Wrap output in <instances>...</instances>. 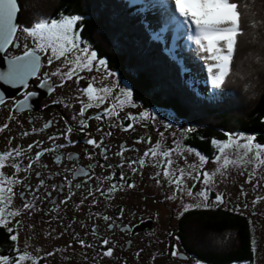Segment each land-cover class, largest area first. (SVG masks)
<instances>
[{
	"label": "flooded vegetation",
	"instance_id": "obj_1",
	"mask_svg": "<svg viewBox=\"0 0 264 264\" xmlns=\"http://www.w3.org/2000/svg\"><path fill=\"white\" fill-rule=\"evenodd\" d=\"M6 55L14 58L20 54L13 55L7 51ZM97 58L106 61V69L80 71L78 75L84 79L77 82V77L74 76L71 80L65 79L63 86H60L61 77L51 75L54 71L49 65H45L41 57V69L28 87L14 99L0 105V127L8 124V128L0 133V147L5 146L0 152L15 148L25 150L20 156H13V160L21 165L20 172H15L10 167L2 170L8 176L22 181L13 185L15 196L9 209H6L19 210L21 213L15 218L8 217L9 227L19 233L18 240L12 241L13 247L16 255L26 250L32 257H44L38 259L37 264H140L137 253L141 252L142 238L155 233L157 220L154 218L157 212L142 206L141 199L142 189L152 185L150 172L138 163L133 165L137 169L135 172L128 166L132 160L143 158L142 146L151 134L143 132L144 124L137 121L134 112L139 111L141 105L132 98L133 103L119 107H110L107 102L85 101V93L81 90L94 82L92 75L101 77L109 71L116 74L110 70L107 59L98 56ZM117 76L121 83L124 82ZM96 81L99 82L97 79ZM44 82L53 90L41 87ZM70 83L75 84L73 88L69 87ZM29 93L37 95L34 98L28 97ZM26 97L29 100L28 105L17 109V105ZM81 101L94 105L85 111L83 117L79 115ZM113 106L118 115L105 114V109H112ZM97 115H100L101 119H95ZM81 119H85L88 125L83 130L79 124ZM48 122H51V125L45 128ZM129 125L132 127L129 128ZM68 126L72 127V132L66 139L64 133ZM24 132L29 135L24 136ZM109 132L111 135H108ZM52 136L58 139L50 140L49 137ZM92 138L98 143L103 140L100 148L87 143V140ZM68 140L74 143L69 144ZM29 144L34 147L31 151H26ZM50 148L55 150L45 152L40 160L33 164L31 170H23L35 159L36 153ZM102 149L107 150V159ZM121 151L124 155H117ZM121 161L122 168L118 166ZM79 170L87 171L91 179ZM121 172L124 175L123 180L120 179ZM106 177L110 179H105ZM41 180L44 181L42 186ZM76 184H81L82 187L77 188ZM112 184H117L119 190L109 192ZM128 184H134L135 187L129 188ZM97 188L101 191H96ZM89 191L93 194L89 195ZM69 197L71 198L68 199ZM65 200L67 203H62ZM25 202L32 203L34 207L31 210L24 209ZM166 207L169 238L179 245L175 224L185 212L178 214L172 207ZM237 214L249 220L247 215ZM104 216L111 217V220L105 221ZM109 224L113 227L109 228ZM41 236L46 238L43 244L29 239L36 237L39 241ZM21 238L24 244H20ZM81 239L85 241L83 247L79 244ZM104 239L110 242L107 246L102 244ZM174 242L168 249L170 255ZM108 247L114 248V254L112 257H103L101 253ZM47 253L55 254L47 256ZM176 257L181 259V264H190L191 259L196 261L185 251H181ZM25 262L32 264L30 259Z\"/></svg>",
	"mask_w": 264,
	"mask_h": 264
},
{
	"label": "trees",
	"instance_id": "obj_2",
	"mask_svg": "<svg viewBox=\"0 0 264 264\" xmlns=\"http://www.w3.org/2000/svg\"><path fill=\"white\" fill-rule=\"evenodd\" d=\"M243 2L248 4L245 34L238 37L232 74L214 94L204 97L185 78L176 50L164 36H154L142 5L130 6L129 0H18L24 28L61 14L80 16L82 39L131 87L132 99L186 123L184 145L209 160L215 156L213 141L227 140L226 134L254 135L264 144V24L250 26L253 20L264 21V0ZM175 228L181 251L201 264L254 263L252 226L240 214L190 210ZM0 255H16L4 227Z\"/></svg>",
	"mask_w": 264,
	"mask_h": 264
},
{
	"label": "snow or ice",
	"instance_id": "obj_3",
	"mask_svg": "<svg viewBox=\"0 0 264 264\" xmlns=\"http://www.w3.org/2000/svg\"><path fill=\"white\" fill-rule=\"evenodd\" d=\"M135 2V0H134ZM160 8L164 9L173 21H178V26L186 25L190 30L189 39L198 46L196 49L198 52H206L209 55L204 57V59L214 61L213 64H210L207 67V71L210 75V82L214 88H220L225 80L232 74L233 71V59L237 51L238 37H241L245 34L244 23V11L248 8V4L244 3L243 0H162L158 5ZM18 13V3L17 0H0V42L2 45L7 46L13 42V38L16 35L19 26L14 23ZM178 14V16L176 15ZM182 18V19H180ZM81 17L78 15L66 16L61 14L57 19H40L37 20L33 26L25 27L20 31L26 33L28 36L38 41V46L42 50H47L51 48L52 57L54 59H60L64 57L65 66L71 65L68 67L66 72H61L59 69L53 72L51 75L61 77V85L63 86V81L65 79L71 80L74 76L77 77V82L84 79V77L79 76L80 71H92L94 62L100 67L106 69V61L103 59H98L95 51H89L87 47H80V36L79 30L77 29V24L81 21ZM261 24H264V21L253 20L250 23L252 28H258ZM71 55V58L69 56ZM25 56L28 57L27 63L23 66V70L15 74V80L24 84L26 78L31 75H35V68L38 65L39 58L34 55L33 52H26ZM23 59V57L18 58ZM49 64L53 63V59H49ZM98 70V69H97ZM108 75H112L110 72ZM93 80L95 78H92ZM44 88H49V91L53 89L49 87L47 82H44L40 85ZM86 93L90 100L98 101L99 103L105 102L104 94L109 92V89L102 87L97 89L94 87L93 83H89L88 87L81 90ZM125 97L129 103H131V91H125ZM36 93H29L28 97H35ZM26 97L17 105V109L28 105L29 100ZM0 103H3L0 100ZM82 107L80 109L79 115L84 116L85 111L88 108L93 107L92 103H84L81 101ZM121 104L124 101L120 102ZM105 114L112 115L115 113V106L112 109H105ZM76 117H73L75 119ZM135 119V117H131ZM143 118H149V113H144ZM95 119H101L100 115H97ZM67 123V122H66ZM81 130L87 128V121L81 119L79 121ZM51 125V122L45 124V128H48ZM129 128L132 125L128 126ZM170 127V125H169ZM8 128V124H4L0 127V133ZM128 129H125L127 131ZM33 131H36L33 129ZM72 132V127L68 126L66 133H64L65 138L67 139L68 134ZM24 136L29 135L28 132L23 133ZM108 135H111L109 132ZM163 136V133H160ZM228 136L227 141H213V144L217 146L218 155L215 157L216 163L219 165L213 172L203 171L202 166L206 164L207 158L200 153H195L194 150H189L194 152L195 155L199 157V164L197 165H188V168L191 171L186 172L184 168L179 167L178 164L172 159L173 153L176 152L175 148H166L160 142H157L153 147L149 148L148 151L144 152V157H149L156 159V166L163 169V177L167 178L169 183L175 185L176 192H184L186 190L188 196L195 195L196 197H202L203 201L201 204L196 205H187V208L190 207H210L209 204L205 203L208 200V187L214 182V177L219 173L220 175L224 174V171L229 167H234L238 165H251L252 170L248 174L249 183L256 178L257 170L264 168V144L257 142L254 135H244V134H226ZM50 140H56L58 137L52 136L49 137ZM243 141V142H241ZM149 143L151 140L149 138ZM11 143V141H9ZM39 143V142H37ZM68 143H74L71 140H68ZM87 143L94 146L95 148H100L103 140L99 143L94 139H88ZM34 145L29 144L26 151H31ZM57 147H64V145H57ZM55 149H44L36 153L35 159L31 160L24 167V171H29L33 168V164L40 160V157L44 155L45 152L54 151ZM127 149H125L126 151ZM21 148L10 149L4 152H0V227H4L8 233H10V239L12 241H17L19 233L15 232L13 227H9L10 220L8 217H17L21 213L19 210L16 211H6L9 209L10 205L13 202V197L15 192L13 190V185L22 183L21 180L8 176L2 170L5 167H10L15 170V172L21 171V165L16 163L13 160V156H20L22 154ZM106 149H102V152L105 153ZM117 155L123 156L124 152H118ZM238 155L239 159H232L231 156ZM162 157L163 159H158ZM71 158V154H69ZM185 161L187 157H184ZM139 164L141 167L145 166V159L141 158L139 160H132L128 166L132 168V171H137L133 165ZM119 167H123V161H121ZM111 167V165H109ZM83 172V175L91 179L87 171L79 170ZM195 172V175L192 173ZM113 175H115L113 173ZM157 176H160L161 173L157 172ZM187 177H191L194 181L202 183L205 188L204 190L193 193L191 188H189L185 181ZM105 179H110L106 177ZM120 179H124L123 172H121ZM159 183V181H157ZM87 183V181H85ZM259 183V181L257 182ZM41 186L44 184V181H40ZM129 188L135 187L134 184H128ZM75 187H82L81 184H76ZM122 187V186H120ZM195 187V184L192 185ZM119 190L117 184H112L108 189L109 192H114ZM96 191H101L99 188ZM93 193L89 191V195ZM103 195L104 193L101 192ZM69 197L68 199H70ZM171 198V197H170ZM264 199V198H258ZM62 203H67V200L62 201ZM83 203V201H81ZM95 203V201H93ZM224 203V197L220 194L216 196V200L213 202L214 205L219 206ZM253 203H256L254 201ZM34 207L32 203L25 202L23 204L24 209L31 210ZM105 221L111 220V217L104 216ZM19 224V221H17ZM113 225L109 224V228H112ZM15 234H12L14 233ZM95 233V228H93ZM108 239H104L102 244L107 246L109 244ZM79 244L83 247L85 246L84 240H79ZM71 247V245H69ZM87 247H93L92 245H87ZM55 253H47V256H52ZM114 254V248L108 247L105 251L101 253L103 257H112ZM173 256L177 255L176 251L172 252ZM139 256V253H137ZM44 257H32L30 253L26 250L18 255V257H9L5 255H0V264H23L25 260H32V264H37L38 259H43Z\"/></svg>",
	"mask_w": 264,
	"mask_h": 264
},
{
	"label": "rangeland",
	"instance_id": "obj_4",
	"mask_svg": "<svg viewBox=\"0 0 264 264\" xmlns=\"http://www.w3.org/2000/svg\"><path fill=\"white\" fill-rule=\"evenodd\" d=\"M131 1H133L135 6H137L138 2L139 6L142 5V10L148 11L147 15L151 24L150 28L152 33L155 36H164L166 39V44L176 50V59L181 61L183 66V74L185 78L188 79L191 88L195 89L199 95L204 97H210L212 94H214L217 91V88H214L211 84L210 75L207 71V67L210 64H213L214 61L204 59V57L209 55L208 53L198 52L196 50L198 46L188 38L190 30L187 28V26H178V21H173L170 18V15L164 9L158 6L162 0H135L137 2H134V0ZM176 15L178 16V14ZM80 22L81 21H79L76 26L79 30V36L81 40L80 46L82 48L87 47L89 51H94L91 46L81 38ZM23 28L24 27L22 26L19 28L15 38L14 44L17 45V49L14 50V47L12 46L7 50L8 52H12L13 55H23L26 52H34L41 56L44 59L45 65H49L54 72L58 69L61 72H66L68 70V67L71 65L65 66L64 57H61L58 60L54 59L52 57L51 48L42 50L38 46V41H35L34 38L20 31ZM167 45L166 47H168ZM172 54L174 53L172 52ZM69 58H71V55ZM49 59H53V63L49 64ZM102 68L103 67H100L96 64V62H94L93 69ZM115 73L116 74L113 73L112 75L105 74L101 77H98L96 74L92 75V78H95L93 80L94 87L97 89L102 87L109 89V92L104 94V96L105 102L109 103L110 107H112V105L119 107L133 103L132 99L131 103H129L124 94L126 90H130L132 93L131 87L126 82L121 83L117 76L119 74L117 72ZM96 79L99 82H97ZM70 84V88H73L75 85H73V83ZM84 98L86 102L93 101L89 99L86 93ZM121 101H124V103L121 104ZM134 113L137 121L144 124L142 125L144 128L143 132L151 134V136L148 137L150 138L151 143L148 142L149 140L143 143L142 155L157 142H160L166 148L176 149V152L173 153L172 159L176 164L179 165V167L184 168L186 172L191 171L188 168V165L199 164V157L194 154V152H197H190L189 150L193 149L187 148V146L184 145V140L187 138L186 123L177 119L172 113L162 110H148L143 108V106H140L139 111ZM144 113H149V118H143ZM148 128L151 130H148ZM160 133H163V136H161ZM4 148L5 146L0 147V151ZM213 148L215 151L214 159H207L208 162L202 166L203 171H208L210 173L219 167L215 161L216 155L219 154L217 146L213 144ZM184 157H187L186 161ZM143 158L146 161L145 167L150 172L152 185L149 186L150 188L147 187L142 189V206H146L149 209L155 210L157 212V216L154 219L157 221L155 233L150 237L142 238L141 252L138 256L140 264H181V259L168 254V249L174 241H171L169 238L170 229L168 228L167 218H165L166 214L168 213V211L165 209L166 206L172 207L178 214H181L182 211L187 212L190 210L221 209L247 215L249 217L253 233V249L255 253L253 264H264V199H258L264 198V168L257 170L256 178L253 179L251 183L247 182L248 174L252 170L251 165H238L229 167L224 171L223 175L217 173V175L214 177V182L207 186L208 200L205 203L209 204L210 207H190L185 210L187 205L201 204L203 198L196 197L195 195L188 196L186 190L184 192H176L175 185L169 183L168 179L163 177V169L156 166L157 158H152L150 155L149 160H146L144 155ZM230 158L239 159V156L234 155ZM158 159L163 158L160 157ZM157 172H160L161 175L157 176ZM192 175H195V172H193ZM157 181H159V183ZM258 181L259 183H257ZM185 183L189 188H191L194 194L204 190L205 188L202 183L194 181L191 177H187ZM193 184H195V187H192ZM218 194L224 197V203L216 206L213 204V202L216 200V196ZM254 201H256V203H253ZM162 229H164V231H162ZM31 238L37 241L38 244H43L46 241L45 236H41L39 241L36 239V237H30L29 239ZM19 241L20 244H24L22 238ZM20 247L22 246L20 245ZM180 250L181 249L179 245L174 242L173 251H176L178 254L181 252ZM18 255H20V253L15 256ZM25 263L26 262L24 261L23 264ZM190 264L198 263L191 259Z\"/></svg>",
	"mask_w": 264,
	"mask_h": 264
},
{
	"label": "water",
	"instance_id": "obj_5",
	"mask_svg": "<svg viewBox=\"0 0 264 264\" xmlns=\"http://www.w3.org/2000/svg\"><path fill=\"white\" fill-rule=\"evenodd\" d=\"M133 4V1L130 0V6H132ZM14 23H16L19 28L21 27V12L19 4L18 13ZM17 33L14 36L12 43L8 44L7 46H0V100H2L3 103L8 100H12L20 95L28 87L32 79L37 76L42 65L40 56L34 53V55L39 58L38 65L35 68V75L28 76L24 84H20L15 80V74L23 70V66L29 59L25 56V54L14 58L6 55L7 50L12 46L14 47V49H17V45L14 44ZM0 45H2V42H0ZM21 57H23V59H18ZM3 103H0V105H2Z\"/></svg>",
	"mask_w": 264,
	"mask_h": 264
},
{
	"label": "bare ground",
	"instance_id": "obj_6",
	"mask_svg": "<svg viewBox=\"0 0 264 264\" xmlns=\"http://www.w3.org/2000/svg\"><path fill=\"white\" fill-rule=\"evenodd\" d=\"M132 6H135V4H133Z\"/></svg>",
	"mask_w": 264,
	"mask_h": 264
}]
</instances>
